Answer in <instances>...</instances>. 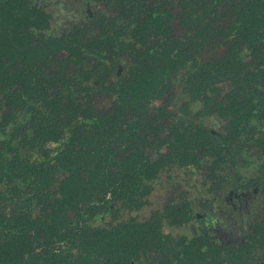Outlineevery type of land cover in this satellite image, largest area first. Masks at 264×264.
<instances>
[{
	"label": "trees",
	"instance_id": "obj_1",
	"mask_svg": "<svg viewBox=\"0 0 264 264\" xmlns=\"http://www.w3.org/2000/svg\"><path fill=\"white\" fill-rule=\"evenodd\" d=\"M100 5L89 22L50 36L44 6L0 0V264H264L256 255L262 223L239 243L195 223L243 151L258 154L264 172V100L257 90L219 98L222 80H251L236 57L244 43L254 46L253 27L239 26L223 56L202 57L208 24L194 21L193 37L183 18L180 36L151 3ZM177 71L170 100L186 95L183 115L146 142L145 107L172 87ZM214 113L225 130L200 121ZM172 169L187 173V189L174 184L164 208L139 218L152 182ZM239 183L264 196V174ZM189 221L190 236L168 230Z\"/></svg>",
	"mask_w": 264,
	"mask_h": 264
},
{
	"label": "flooded vegetation",
	"instance_id": "obj_2",
	"mask_svg": "<svg viewBox=\"0 0 264 264\" xmlns=\"http://www.w3.org/2000/svg\"><path fill=\"white\" fill-rule=\"evenodd\" d=\"M31 1L33 3H37L38 5L44 6L46 11L50 14L49 24L44 29L45 35H50V36L60 35V34L70 31L75 26L84 25L85 23L89 22L90 19L93 18L96 10L100 8V6H102L100 5L101 0H90L94 3V9L92 10V12L89 13L88 17L85 20L75 22L61 32L50 33L49 28L51 25L52 15L48 9V6L45 3H41L36 0H31ZM139 1L142 3V5H144V2L146 4L151 3L154 8L159 7V11L160 10L166 11L165 17L168 20H170V26H171L172 31L176 34H179L180 36L182 35L184 31L181 20H184L185 18H187V32L189 33V35H193V37L197 35L196 25L195 23H193L194 21H200L201 24L205 25V27H206V24H208L207 28L204 30V33L208 34L210 38L204 41V44L201 49L202 57H206L209 55L211 56L213 53L219 54V56H223L225 50L229 46L228 44H230L231 42V39L236 35L237 30L240 27H242L243 29H247L248 25L249 27L252 26L254 29L253 34H255L253 38L254 40L253 44L255 48L254 46H251L250 43L248 44L244 43V45H242V48L239 51L240 55L236 57L237 59L236 67L241 70L242 74L251 72L250 74L251 80L247 82V85H241V84L231 85L229 79L222 80L219 83V87H220L219 88V98L223 100L224 102H229L230 100H241L244 97V95L247 94V92L251 90H257V93H258L257 95H259V97L264 100V0H139ZM147 7L148 6L144 5L145 9H147ZM241 21L243 22L241 23ZM253 21H259L262 23V25L261 26H257L256 24L253 25ZM244 22H247V23H244ZM123 65L124 64L122 63L117 64L118 73L122 70V68H124ZM249 84H254L255 85L254 88H251L243 92L240 95H236L235 92L230 94L229 92L224 91V88L241 87V86L245 87V86H248ZM183 98H186V95L180 94L176 100L178 99L182 100ZM157 100H154L152 103L147 104L145 107V113H146L145 125L149 123L147 106L152 105ZM174 103L175 102H173V105L172 104L169 106L167 105L169 109L167 111L169 112V114L173 116L169 118V122H157L156 126L160 129V131L153 138L148 139L144 135L143 128L145 125L142 126L140 133L144 137L146 142L154 140L156 137L160 136L163 133V131L166 129V127L170 125V123L173 120H175L176 116L183 115V113L179 109H178V112L176 113V110L173 109ZM192 104L196 106V110H197L199 107V103L197 104L196 102H193V103H190L189 105H192ZM180 105H181V101H180ZM165 107L166 106L159 107V108H165ZM188 109H189V106H188ZM263 114L264 112L261 113V115ZM211 115L219 119L218 128L216 129L213 127H209L208 125H205L201 121L203 117H208ZM201 119L200 121L205 126L213 130L214 132H221L222 130H225L226 119L223 118L222 116H218L214 113L210 115H203ZM142 146L144 147L145 144L141 145V147ZM144 149L146 150L147 153L151 152V149L147 147H145ZM246 156H248V158H246ZM249 158H252L258 161V163H256V166L252 168V170H249L251 171V174L242 172V174L240 175L238 174L237 171L235 172V174H230L231 180H233L234 178L237 181L232 183L230 180L227 182H221L220 184H217V186L219 187L217 188L216 193L212 192V195L216 196L215 201H217V199L220 197L221 191H222L221 189L223 187H229V190H228L229 193H228L227 198L230 201H234L238 197L240 198L242 196L241 194L246 193L248 191L250 193L251 192L260 193L258 186H255V185L239 187L238 189L235 188V186H238L240 184L239 178L241 177L245 179L253 177L256 179L257 177L262 176L264 174L263 169H261V162L263 159L258 154H255L253 150H248V151L245 150L242 152L240 160L237 162L235 169L239 166V164H241L242 162H245ZM246 170L247 168L244 169V172ZM180 172H177V174L163 173L158 178H156L151 184L152 185L151 196H152V193L154 192L156 184L160 182L159 179L162 175H165L168 178V180H170V182L167 184V187H168L167 190L169 191L171 195L174 194V192H172V189H170V187L172 188L174 184L177 186H183L185 189H187V184H188L187 183V173L180 174ZM181 177H182V180L173 181L175 180V178H181ZM198 186H200L199 190H201V185L199 184ZM151 196L149 198V202L145 206V207L150 208L148 214L147 215L143 214V210L145 208L144 207L138 210L137 212V214L139 215V218L149 216V214L152 212L154 208H158V207L164 208V206L166 205L165 203H166L167 198L170 197V195L167 194V197L165 201L162 203V205H158L154 207L155 203L153 202ZM215 201L213 202V205L215 204ZM213 205H210L209 207H204V208L201 207L202 210L197 213L198 221L196 219V222H195L196 225H198L199 223L205 224L207 227H209L210 230H212L213 235H215V238L218 240H222L227 243L242 242L245 239L244 236L250 232L243 231L240 237L233 238V239L231 238L232 240L227 239V238L222 239L218 235H216V232L214 230L215 221L211 219L213 218L211 214L214 208ZM263 209H264V203H263ZM192 223L193 221H189V222H185L182 225L171 226V227H168V230H170L173 235H183L184 234L185 236H190L192 234V227H191ZM179 229H182V230H179ZM187 229H189L188 232H187ZM257 244H258V247L256 248V252H257L256 255H259L261 259L264 261V257L262 256L263 252L260 248L261 246L260 238H258Z\"/></svg>",
	"mask_w": 264,
	"mask_h": 264
},
{
	"label": "rangeland",
	"instance_id": "obj_3",
	"mask_svg": "<svg viewBox=\"0 0 264 264\" xmlns=\"http://www.w3.org/2000/svg\"><path fill=\"white\" fill-rule=\"evenodd\" d=\"M36 1L45 3L48 6L49 11L51 12L52 20L49 28L50 33L61 32L68 28L71 24L85 20L88 17L89 13L92 12V10L94 9V3L90 0ZM181 73V71L175 72L172 76L174 82L172 87L167 92H165L157 101H155V103L147 106L149 123L144 126L143 133L148 139L153 138L160 131V129L156 126L157 122H169V118L173 116L167 111L169 110L167 105H173V101H171L170 99L175 94L176 85L180 80ZM254 86V84H249L245 87H229L231 89L224 88V91H227L230 94L235 92L236 95H240L243 92L254 88ZM180 101L181 99H178L174 103L173 109L176 110V113L178 112ZM164 106L166 107L159 108ZM195 110V105H189V111L191 114L194 113ZM201 121L209 127H213L215 129L218 128L219 119L213 115L203 117ZM246 158H248V156H246ZM256 163H258L257 160L249 158L245 162L239 164V166L236 168V171L240 175L242 174V172L251 174V171L249 170H252V168L256 166ZM245 168H247V170L244 172ZM177 172L180 171L172 169L167 173L177 174ZM182 173L184 172H180V174ZM177 180H182V177L175 178V180L173 181ZM159 181L160 182L156 184L154 192L151 196L153 202L155 203L154 207L162 205V203L167 197V194L170 195L169 191L167 190V184L170 182V180H168L165 175H162ZM221 190V195L217 199V201H215V204L213 205L214 208L211 212L213 216V218L211 219L215 221L214 230L216 232V235H218L222 239L238 238L240 237L241 233H243V231L250 232L253 226L257 225L260 222L263 225V238L260 237V248L263 252L262 256L264 257V198L262 194L258 192L250 193L249 191L246 193L242 192L243 194H241L242 196L240 198L238 197L234 201H230L227 198L229 193V187H223ZM198 206L199 205H197L196 207L200 208ZM149 209L150 208L145 207L143 210V214L147 215ZM188 231L189 229H187V232ZM23 244V240L21 241V243L19 241V248L17 254H21V252H23Z\"/></svg>",
	"mask_w": 264,
	"mask_h": 264
}]
</instances>
